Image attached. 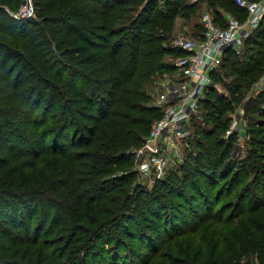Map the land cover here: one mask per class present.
I'll list each match as a JSON object with an SVG mask.
<instances>
[{"label":"trees","instance_id":"trees-1","mask_svg":"<svg viewBox=\"0 0 264 264\" xmlns=\"http://www.w3.org/2000/svg\"><path fill=\"white\" fill-rule=\"evenodd\" d=\"M15 2L0 0V264H264V143L238 160V133L225 138L263 74L264 24L213 73L232 79L227 94L205 91L188 149L198 166L148 189L128 171L184 55L176 19L196 38L199 2L33 0L30 19L6 11Z\"/></svg>","mask_w":264,"mask_h":264},{"label":"built area","instance_id":"built-area-1","mask_svg":"<svg viewBox=\"0 0 264 264\" xmlns=\"http://www.w3.org/2000/svg\"><path fill=\"white\" fill-rule=\"evenodd\" d=\"M235 3L244 13L241 17L225 11L222 17H216L206 11L200 18L202 31L196 38L178 34L172 40V46L184 55L175 61L178 72L163 79L154 94L153 106L161 109L162 116L136 150L137 171L143 177L155 175L162 179L169 170L180 166L183 153L191 149L195 138L194 123H203L201 103L206 89L215 85L213 73L220 69L229 53L240 54L246 41L264 24V0H235ZM10 14L17 19L33 18V0H25ZM256 85L257 91H262L264 78ZM232 120L228 134L240 117L233 116Z\"/></svg>","mask_w":264,"mask_h":264},{"label":"rangeland","instance_id":"rangeland-1","mask_svg":"<svg viewBox=\"0 0 264 264\" xmlns=\"http://www.w3.org/2000/svg\"><path fill=\"white\" fill-rule=\"evenodd\" d=\"M191 2H195V0H190ZM199 2L200 8L198 11V17H196L194 20L196 23H200V18L202 16V14L206 11H210V8H208L207 2H204L203 0H197ZM25 0H16L15 4H14V8L13 10H11L9 8V6H6V11L7 12H16L23 4H24ZM213 10V9H212ZM214 12V10H213ZM34 18V17H33ZM177 25L175 27L174 30V34L179 33L182 36L186 37V38H192V31H195L192 26L181 19L180 17H177L176 19ZM183 24H186V26L183 27ZM201 25V24H200ZM202 31V30H201ZM201 31H196L199 32L198 35L201 33ZM264 68V67H263ZM221 76V80H217L216 84H215V91L217 93H223V94H227L228 92H226L227 90H225L226 88L224 87L228 82L231 81L232 78L230 77H225V74L223 72L220 73ZM264 78V69H263V74L253 83L251 90L247 93L243 103H239V104H234L233 109L230 113V118H231V122H230V126L229 129H231L232 126V119L233 116H237L240 117V121L237 123V126L232 130V133H238L239 136V142L237 143L236 149L233 152V157L240 160L242 157H245L246 154L250 153L251 151L260 149V145H263L264 143V113H262V111L260 113H256L254 114L255 117H253L251 115V107L252 104L251 103L249 105V107L245 106L244 102H255L257 103L259 106V108L262 110L264 109V105L260 102L259 99V95L261 94V92L264 91V89L262 91H257V83L260 82L262 79ZM227 82V83H226ZM259 99V100H258ZM245 107V108H244ZM254 119L255 122H250ZM87 122V121H85ZM227 130V132H228ZM226 132L225 134V138H228V136L230 134H228ZM262 143V144H260ZM264 147L262 146V149ZM197 150V149H196ZM197 151L195 150H186L183 153V161L181 162L180 166L178 168H173L171 170H169V172H167V174L161 179V180H168L169 183H180L179 179L181 178V176H183V172L185 170H189L191 168H196L198 166V164L196 165V163H194V161L192 160L191 162H189L191 159H193V157L190 156H197ZM225 162V161H224ZM184 166V168H183ZM200 166V165H199ZM181 168H183V172L180 174V177H177L174 173H176L177 171L180 172ZM192 169V170H193ZM129 173H134V181H133V186H139L141 188H151L154 187L155 184L157 183L156 181L158 180V178L155 175H152L149 178H145L143 177L140 173H138L137 171V153L133 154V166L131 167L130 171H128ZM118 177L124 175V173L122 171L117 172ZM116 177V176H114ZM176 178V179H173ZM160 201L162 202H168V198L167 197H161ZM167 204V203H166ZM171 212V210L169 209V213ZM128 244H125V246ZM167 249V248H166ZM123 250V246L119 249V252H121Z\"/></svg>","mask_w":264,"mask_h":264},{"label":"crops","instance_id":"crops-1","mask_svg":"<svg viewBox=\"0 0 264 264\" xmlns=\"http://www.w3.org/2000/svg\"><path fill=\"white\" fill-rule=\"evenodd\" d=\"M225 10H221V14L224 12ZM225 12H227V11H225ZM222 16V15H221Z\"/></svg>","mask_w":264,"mask_h":264}]
</instances>
